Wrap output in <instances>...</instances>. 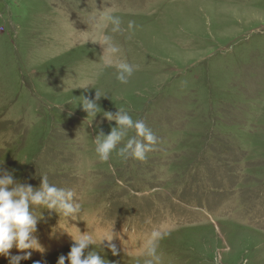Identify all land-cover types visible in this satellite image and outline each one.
I'll return each instance as SVG.
<instances>
[{
  "label": "rangeland",
  "instance_id": "374dc122",
  "mask_svg": "<svg viewBox=\"0 0 264 264\" xmlns=\"http://www.w3.org/2000/svg\"><path fill=\"white\" fill-rule=\"evenodd\" d=\"M110 7L122 31H96ZM105 36L138 66L127 84L101 61ZM96 91L156 134L145 160L99 159L94 139L116 123L87 117L80 97ZM3 162L82 205L75 221L37 210L47 264L80 231L98 251L113 238L119 255L100 252L112 264H144L153 230L156 264H264V0H0Z\"/></svg>",
  "mask_w": 264,
  "mask_h": 264
},
{
  "label": "clouds",
  "instance_id": "9594fccd",
  "mask_svg": "<svg viewBox=\"0 0 264 264\" xmlns=\"http://www.w3.org/2000/svg\"><path fill=\"white\" fill-rule=\"evenodd\" d=\"M97 12L99 15L95 25L96 31H102L109 24L112 26V32L122 31L121 18L115 14L114 8ZM133 24L134 22L129 21L128 28L131 29ZM101 45L104 47L101 61L105 66L114 64L117 80L127 84L138 66L124 60H114L120 49L112 42L111 37L105 36ZM101 98L100 93L96 91L94 99L82 96L79 103L87 117L93 118L92 121L102 113L105 119L116 123L115 127H111L109 134L100 130L94 139L95 152L99 159L107 162L115 152L125 160L129 158L145 160L147 154L152 152L158 143L156 134L143 120H134L124 108H119L115 114L103 111L99 104ZM130 132H134L135 135L130 136ZM3 165L4 162L0 164V256L4 257L8 264H22L23 261L32 258L33 252H39L42 259L34 261L33 264H47V260L43 259L46 250L36 235L37 225L43 219L42 211L37 214V210L42 208L54 211L60 217L75 221L82 213V205L77 200L74 190L58 188L50 184L46 176H43L39 188H33L30 184L16 181L14 175L4 169ZM70 235L73 239L71 249L66 256L63 254L59 256L57 264H112L100 255L104 241L108 242L107 246L113 256L119 255L116 245L112 243L113 238H103L101 251H98L95 247L94 234L89 231L84 233L80 231L78 236ZM162 238L163 234L159 230L151 232L147 242L148 258L144 264H156L159 260L157 244ZM13 248L17 250V254L12 253Z\"/></svg>",
  "mask_w": 264,
  "mask_h": 264
}]
</instances>
